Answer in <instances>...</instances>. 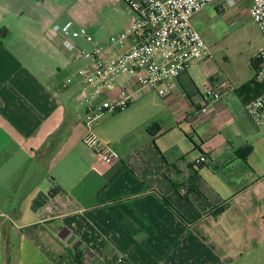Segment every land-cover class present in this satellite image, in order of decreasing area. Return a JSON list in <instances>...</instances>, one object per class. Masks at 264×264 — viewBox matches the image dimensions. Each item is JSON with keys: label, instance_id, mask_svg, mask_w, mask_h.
<instances>
[{"label": "crops", "instance_id": "crops-1", "mask_svg": "<svg viewBox=\"0 0 264 264\" xmlns=\"http://www.w3.org/2000/svg\"><path fill=\"white\" fill-rule=\"evenodd\" d=\"M132 18L124 0H0V264L264 263V111L258 124L245 101L260 93L238 92L264 86L252 61L243 78L212 56L165 96L106 114L91 132L111 165L84 143L81 85L65 81L88 61L53 27L73 21L107 46ZM207 84L222 100L202 114Z\"/></svg>", "mask_w": 264, "mask_h": 264}, {"label": "built area", "instance_id": "built-area-1", "mask_svg": "<svg viewBox=\"0 0 264 264\" xmlns=\"http://www.w3.org/2000/svg\"><path fill=\"white\" fill-rule=\"evenodd\" d=\"M133 18L120 35L112 36L103 46L86 28H75L70 21L54 26L53 33L72 60H86L88 65L65 81L66 86L81 85L78 103L85 107L87 147L106 165L116 156L111 147L91 130L106 114L126 110L144 94L155 91L165 96L168 88L194 63L212 61V55L194 17L206 7L220 5L224 11L235 8L240 0H124ZM249 14L264 33V0H250ZM82 39L92 46L79 48ZM259 77L264 75V50L255 58ZM104 94L108 98L104 99ZM222 100L221 92L207 84L203 93L202 114H208ZM246 110L262 123L264 94L246 104ZM201 164L206 158L200 159ZM184 192V191H183ZM117 264H129L120 257Z\"/></svg>", "mask_w": 264, "mask_h": 264}, {"label": "rangeland", "instance_id": "rangeland-1", "mask_svg": "<svg viewBox=\"0 0 264 264\" xmlns=\"http://www.w3.org/2000/svg\"><path fill=\"white\" fill-rule=\"evenodd\" d=\"M194 19L218 68L245 78L252 70L251 61L264 50V33L248 12L230 8L221 13L214 6H208ZM252 263L255 264L252 261L245 264Z\"/></svg>", "mask_w": 264, "mask_h": 264}, {"label": "trees", "instance_id": "trees-1", "mask_svg": "<svg viewBox=\"0 0 264 264\" xmlns=\"http://www.w3.org/2000/svg\"><path fill=\"white\" fill-rule=\"evenodd\" d=\"M252 65L255 67V69H257L258 66H259V62H258L256 59H254V60H252ZM257 91H258V93H257ZM238 92H239V95H241V96H243V95H245V94L249 95V94H251V93H255V94H259V93H260L259 96H256V97L250 99V101H245V103L247 104V103H249V102L255 100L256 98H258V97H260L261 95L264 94V86L261 85V86H259V88H258V87H256V83L252 82V83L249 84L248 86H245V87H243L242 89H240ZM261 92H262V93H261ZM158 132H159V130H158L157 132H154V134H157ZM249 151H250V150H242V151H240L238 154H239V156H240L241 158H244V159H245V158L247 157ZM75 261L79 262V261H80V260H79V257H76V260H75Z\"/></svg>", "mask_w": 264, "mask_h": 264}]
</instances>
